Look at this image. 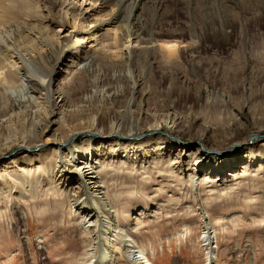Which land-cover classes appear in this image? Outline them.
<instances>
[{
    "label": "bare ground",
    "instance_id": "6f19581e",
    "mask_svg": "<svg viewBox=\"0 0 264 264\" xmlns=\"http://www.w3.org/2000/svg\"><path fill=\"white\" fill-rule=\"evenodd\" d=\"M209 1L0 0V159L9 157L0 167V202L12 199V184L21 185L18 196L23 199L27 194L36 199L40 190L47 196L60 187L57 196H68L77 217L85 258L96 253L88 264H133L127 256L135 264H154L146 249L136 250L128 225L119 222L124 207L121 195L110 193L116 184L112 179L108 184L110 171L126 169L132 175L139 168L148 178L156 170L165 172L176 178L179 190L186 186L193 192L196 187L234 192L257 176L264 183V142L256 141L264 133V91L245 84L257 65L264 68V45L251 42L258 32L264 42V0L248 7V21L237 13L239 26L230 21L221 34L213 26L196 24L193 13L211 9L205 6ZM180 15L184 26L172 29ZM220 49L235 57L224 62L216 56ZM210 52L213 58L207 63ZM67 60L63 77L68 78L55 98L51 89L62 75L57 68ZM223 63L233 86L207 90L208 80L217 87L223 79ZM95 64L105 65L114 79L123 75L131 84L129 92L124 85L108 92L102 85L103 70L94 71ZM246 64L255 67L244 71ZM77 72L83 74L79 82L86 93L74 104L71 92L65 91ZM146 74L157 81V103ZM259 100L262 107L254 105ZM181 106L188 109L185 115L177 112ZM197 107L208 111L209 120L194 113ZM243 135L248 139L235 141ZM178 137L188 140L185 146L172 139ZM127 185L129 194H146L137 185ZM210 197L207 203L214 199ZM149 206L135 213L137 226L146 213L162 211ZM196 210L203 226L205 264H216L218 246L211 234L220 224L244 217H210L201 204ZM3 211L0 207L1 217Z\"/></svg>",
    "mask_w": 264,
    "mask_h": 264
},
{
    "label": "rangeland",
    "instance_id": "374dc122",
    "mask_svg": "<svg viewBox=\"0 0 264 264\" xmlns=\"http://www.w3.org/2000/svg\"><path fill=\"white\" fill-rule=\"evenodd\" d=\"M256 1L257 0H254V2L250 3V0H211L207 2L205 6H209L208 8L212 7V10L208 9V11L207 8H205L193 14H197L195 15L197 18L196 24L199 25L201 22V24L204 23L205 27L209 25L211 27L213 26L216 30L215 33L221 34L222 29L227 28L230 21H235L237 27L239 26L238 22L241 21H239L237 13H240L244 16L243 18H246L248 21L247 9L256 4ZM238 2L240 3L238 4ZM227 7L234 8L236 13H229ZM221 8L222 11L220 10ZM240 9L245 12V15L241 13ZM199 12L201 13L199 14ZM144 19H147L146 15H144ZM184 20L185 19L181 15L177 19H174V21L177 22L171 24L172 29L183 27L184 22L182 21ZM64 22L67 26H71L68 24L67 18L64 19ZM251 28L254 29L252 26ZM258 33H254V38L251 42L252 45L257 44L262 48L264 42L262 40V35L260 36V33ZM239 44L240 43H238V45ZM235 50L236 52L238 51V49ZM259 51L263 52L262 49H259ZM218 52L219 54L216 56L221 57L224 62H230L232 58L235 57L233 53H230L231 51L227 49H220ZM213 54V52L208 53L207 63L211 61L210 59L213 58ZM60 65L62 66H58L57 73L59 72L62 75L51 89V92L55 94V98L58 97L57 95L61 86L66 84L68 77L67 75L63 77V74L66 72V67L70 65V60ZM224 65H222V67L219 66L221 67L220 72L222 73H220V77L222 76L223 78L218 82L219 85L216 87L215 81L210 79L211 81L208 80L206 82L207 90L209 89L211 91L215 87L216 89L227 91L233 86V84H230L229 79L232 75L228 72H224V69L227 68L226 64ZM250 66L255 67V64L244 65V71L249 70ZM259 66L260 65H257L255 68V75H249L253 80L246 75L248 79L245 84L251 83L254 86V90L258 89V91L256 90L257 92H263L264 83H262V80L264 81V68L262 64L260 67ZM239 67L243 68V65ZM100 68L103 70L101 77L102 85H104L108 92H116L122 85H124V92H129L128 89L131 87V84L124 79L123 75L121 78L114 79L111 76L112 73L108 74L105 72V65L98 66V64H95L93 66L94 71H99ZM261 69L263 72H261ZM138 70L142 69L139 68ZM74 74L73 72L71 75ZM76 74L74 83L68 84L66 86L67 91H65L71 92V100L74 104L79 103L78 101L81 96L86 93L84 92V88L82 89L81 87L82 83L79 82L82 80L83 74L81 75L80 72ZM146 75L148 76L146 80L149 81L148 83L152 87L151 93L154 94L156 92V95L154 94L152 95L153 97H151L152 99L155 98V102L152 100V103H157L156 99L159 98L160 93L158 92L157 81L156 79L150 78L148 74ZM186 76L188 79L196 80L192 73H186ZM257 77L261 79V82L255 80L258 79ZM85 80L88 91V80H91L88 74ZM99 83H101V81ZM261 101L262 100H259L258 103H254V105L256 107H262V105H260L262 104ZM194 110V113L197 115L203 114L202 117H208V111L203 112L204 110H201L199 107ZM234 110L239 113L237 108ZM177 112L185 115L184 113H187L188 109H183L181 106L177 108ZM227 118L230 119V116L225 119ZM205 122L207 123V121ZM246 137V135H243V137H239L235 141H245L248 139ZM172 139L179 143L180 146H185V141H188L184 137ZM256 141L262 144L264 142V133L261 134ZM2 158L0 159V167L6 165V163L4 164V160H8L9 157L5 159ZM113 171L109 172L107 181H109V185L112 183H110L112 180L113 183H116L113 189L111 188L112 186L110 187L111 195H121L119 196L121 199L120 204H123L124 209L121 208L122 206L119 209V222L128 225L129 234L136 240V250L146 249L148 251V257L154 264H205L206 251L201 247L204 238L203 226L199 213L196 210L200 204L212 214L210 217L216 214L221 216L224 215L226 218L232 215H241L244 217L241 222L223 223L226 224L224 226L218 224L219 227L211 234V238L215 240L218 246V249H216L217 253L214 254V257L217 258L218 256V261H215L216 264H264V183H262L259 176L256 177L255 181H250V178L244 181L245 185L234 192H232L233 189L227 192L221 191L218 188L200 189L199 187H196L197 189L193 192L190 191V189H185L186 186L183 187L182 191L179 190L180 188L176 182V178L171 177L165 172H160V174L159 171L156 170L152 172L151 176L148 178V175L146 173L144 175L143 171L139 168L137 170L138 172L134 171L132 175H130V172L128 173L126 169H122L121 172L118 170H116V172ZM49 174L50 172H46L44 175L48 177ZM133 178H135V180ZM127 184H130V186L131 184L134 186L137 185L136 187L145 189L146 194L144 195L140 191L133 195L129 194L128 192L130 189L128 190V188H125L129 186ZM19 185L20 184L11 185L15 186L12 199L6 201L2 200L0 202V207L2 210H5L3 211V217L0 215V264H88L87 260L94 257L96 253L94 252L90 254L88 258H85V250L81 241L80 230L76 227L77 217L71 209L68 196L58 197L57 194L61 191L59 187L52 193L47 192V196L44 191L40 190L38 193L35 192L37 195L36 199L31 198L29 194L26 195V199H23L21 195L18 196L20 192V189H18ZM157 188H160L159 191L161 192L157 193V196H155L156 193H153ZM211 194L214 199L207 203L206 201L211 198ZM58 200L62 202H59L60 206L55 205V201ZM169 200L173 202L169 204ZM146 205H150L149 207H151L152 211L160 206L162 211L157 215H149L150 213H146V215L148 214L149 216L144 215L142 217V223H140L141 225L137 226L135 213L138 212L139 209H145L144 207ZM123 211H125V213ZM189 225L192 227L189 228ZM190 231H193L192 235L189 234ZM187 232L188 234H186ZM182 233H184V235ZM125 237H127V235H125ZM132 259L133 257H126L127 261L135 264Z\"/></svg>",
    "mask_w": 264,
    "mask_h": 264
},
{
    "label": "water",
    "instance_id": "95a60500",
    "mask_svg": "<svg viewBox=\"0 0 264 264\" xmlns=\"http://www.w3.org/2000/svg\"><path fill=\"white\" fill-rule=\"evenodd\" d=\"M252 140H253V139H251V141H250V142H252Z\"/></svg>",
    "mask_w": 264,
    "mask_h": 264
}]
</instances>
